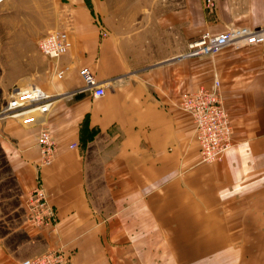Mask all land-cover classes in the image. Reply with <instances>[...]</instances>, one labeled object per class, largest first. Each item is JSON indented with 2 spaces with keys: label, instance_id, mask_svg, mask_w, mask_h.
I'll return each instance as SVG.
<instances>
[{
  "label": "crops",
  "instance_id": "obj_1",
  "mask_svg": "<svg viewBox=\"0 0 264 264\" xmlns=\"http://www.w3.org/2000/svg\"><path fill=\"white\" fill-rule=\"evenodd\" d=\"M181 1L155 18L154 32L119 37L105 0H62L54 26L68 35L70 49L48 59L31 84L50 96L43 120L55 143L51 162H39L37 126L0 120L1 150L24 211L18 229L30 245L9 247V233H0V264L54 246L70 253V264H264V43L185 56L204 33L258 28L264 0H212L210 9L205 0ZM82 67L103 96L80 91ZM214 77L232 146L209 164L199 159L192 119L178 102ZM91 163L95 180L88 178ZM37 179L55 211L53 230L27 221L24 200ZM95 181L109 208L92 204Z\"/></svg>",
  "mask_w": 264,
  "mask_h": 264
},
{
  "label": "built area",
  "instance_id": "obj_2",
  "mask_svg": "<svg viewBox=\"0 0 264 264\" xmlns=\"http://www.w3.org/2000/svg\"><path fill=\"white\" fill-rule=\"evenodd\" d=\"M212 0H206L205 6L212 7ZM264 43V20L258 28L231 27L220 34L204 33L188 43L187 57L208 56L225 47L238 49ZM68 35L62 30H51L37 41V49L48 60H57L70 48ZM83 84L80 91L88 92L93 97L104 95L103 86L98 84L93 72L87 67L79 69ZM61 72L56 77L61 78ZM178 108L192 119V131L198 146L199 159L212 164L220 162L226 150L232 145L231 120L228 116L219 81L213 78L209 88L199 86L194 91L185 92L178 102ZM50 96L36 85L15 87L9 93L0 110V116L10 117L24 127H36V147L40 153V163L51 162L55 153V143L50 136L44 116L50 110ZM27 221L35 227L55 226V211L49 205L46 194L37 179L35 186L26 194L24 200ZM19 264H70V253L62 246L26 257Z\"/></svg>",
  "mask_w": 264,
  "mask_h": 264
},
{
  "label": "rangeland",
  "instance_id": "obj_3",
  "mask_svg": "<svg viewBox=\"0 0 264 264\" xmlns=\"http://www.w3.org/2000/svg\"><path fill=\"white\" fill-rule=\"evenodd\" d=\"M105 3L109 27L115 35L120 37L121 34L140 28L154 32L155 18L163 16L168 10H175L182 1L105 0ZM61 4L62 0H2L0 2V110L12 89L32 84L40 79L48 60L39 52L36 44L41 37L51 31L50 29L56 30L54 24L58 20L57 15L61 10ZM94 20L101 32V19L94 17ZM103 35H105L104 32ZM161 39L166 41V34H161ZM7 119L12 120L10 117L0 116V120ZM0 138H2L1 135ZM91 151L92 149H89L87 154L89 160L95 157ZM91 164L92 166L88 169V178L95 180L97 167L96 163ZM93 184L96 187V181ZM94 191L92 204L98 206L101 201L105 202L109 208V198L98 197V186ZM18 194L11 168L7 165L0 145V212L2 216L0 233H9L6 237L9 247L25 244L24 247H28L30 245L25 232L18 229L24 218V211L18 206Z\"/></svg>",
  "mask_w": 264,
  "mask_h": 264
},
{
  "label": "bare ground",
  "instance_id": "obj_4",
  "mask_svg": "<svg viewBox=\"0 0 264 264\" xmlns=\"http://www.w3.org/2000/svg\"><path fill=\"white\" fill-rule=\"evenodd\" d=\"M2 0H0V2H1ZM26 85V84H25ZM25 85H22V86H25Z\"/></svg>",
  "mask_w": 264,
  "mask_h": 264
}]
</instances>
